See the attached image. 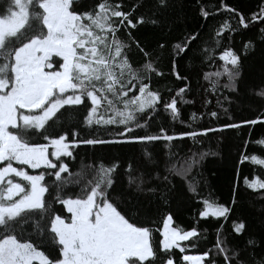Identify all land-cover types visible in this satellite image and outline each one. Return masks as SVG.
<instances>
[{"label": "snow or ice", "instance_id": "snow-or-ice-1", "mask_svg": "<svg viewBox=\"0 0 264 264\" xmlns=\"http://www.w3.org/2000/svg\"><path fill=\"white\" fill-rule=\"evenodd\" d=\"M169 7L170 0L130 4L125 0H0V264H175L174 250L184 253L188 246L197 247L198 230L173 227L168 209L181 196L197 192L196 187L187 186L192 167L218 153L201 152L198 158L193 153L178 166L172 142L187 137L199 143L197 138L208 133L264 125V111L253 119L201 131L177 134L160 126L148 132L161 107L175 122L181 115L178 104L195 103L184 98L191 91L187 84L167 89L175 92L167 100L153 87L154 77H164L159 67L164 51L170 49L169 71L181 82L188 76L177 70L176 58H187L193 65L216 60L215 49L201 48L199 31L175 43L156 41L159 53L148 50L137 33L146 26L161 25ZM221 9L233 14L237 26L224 20L215 30L216 37L228 38L226 33L259 25V40L264 44V0L248 17L223 0L216 11ZM199 14L207 20L212 12L201 5ZM215 45L223 48L218 56L222 63L203 78L209 82L208 91L220 93L217 105L227 113L224 104L231 105L232 95L239 98L241 94L243 59L219 39ZM242 49L254 50V40H246ZM134 56L142 62L134 63ZM224 90L230 95H224ZM249 93L264 107V86ZM210 103L203 100L205 107ZM81 108L86 110L81 123L93 130L91 138L80 139L73 126L69 140L64 123ZM208 115L219 118L217 111ZM190 118L195 121L196 113ZM251 143L264 146V139ZM80 144L126 148L133 153L138 163L127 164L126 187L121 191L115 187L118 160L88 165L90 179L83 170L70 172L63 158H74L71 149ZM161 144L169 151L158 152ZM245 161L264 166V158L256 154L242 153L240 163ZM25 166L40 171L30 174ZM244 185L253 192L264 190V179L245 177ZM74 187L79 192L70 195ZM236 192L234 188L232 205ZM202 204L201 218L227 220L233 211L214 200L203 199ZM153 209L162 221V228L155 229L162 236L158 245L153 243L154 229L146 226L157 223ZM232 223L238 242L217 229L212 247L198 255H182L183 264H264V238L258 245L247 235L242 220Z\"/></svg>", "mask_w": 264, "mask_h": 264}, {"label": "trees", "instance_id": "trees-1", "mask_svg": "<svg viewBox=\"0 0 264 264\" xmlns=\"http://www.w3.org/2000/svg\"><path fill=\"white\" fill-rule=\"evenodd\" d=\"M136 0H125V3H135ZM221 0H170L169 9L163 14V23L159 26H146L141 29L137 35L141 38L143 43L148 47V50H155L156 41L175 43L179 41L185 34L199 31L201 33V48L215 49L214 55L216 60L209 63L204 60L201 64L199 61L193 65L187 58L177 59V70L182 75H187L186 81L176 80L170 74V49L165 50L160 57L159 67L164 72V77H154L152 85L159 88L164 99L167 100L175 92H168L167 89L173 90L183 87L187 84L191 89L185 95L186 100H195L194 104H178L180 108V120L173 122L163 108L159 109V116L156 117L155 122L148 129V132L158 131L160 126L168 129L169 133H180L183 131L196 130L201 131L204 128H217L224 123L236 122L239 123L244 119H253L264 111L259 98L250 95V89H258L264 86V44L259 40V25L251 28L250 30H240L239 32L226 33L225 37H216L215 30L219 27L224 20H229L234 27L237 26L236 20L231 19V13L221 9L216 11L220 6ZM223 3L229 7L235 8L248 17L252 12L257 10V5L260 0H223ZM201 5L206 6L207 10L212 12V15L204 20L199 14ZM147 11V8L144 9ZM123 36V33H121ZM249 38L255 42V49L245 53L242 49V44ZM219 39L223 46H231L237 50L243 59L242 64V81H241V94L239 98L232 95L233 103L231 105L225 103L224 107L228 108V112L224 113L217 105V99L221 98L220 93L212 94L208 89L210 88L209 82L203 78L205 72H214L218 69V65L222 62L218 60L222 47H216L215 40ZM141 61L140 56H134L133 62ZM224 95H230L224 90ZM211 101L207 107L203 104L204 99ZM179 99V98H178ZM79 107V106H77ZM217 111L219 113L218 119L211 118L208 113ZM192 113H196L197 119L191 120ZM203 114V115H201ZM86 115V110L81 108L80 113L75 114L70 121L64 123V128L69 132L68 139L71 140V131L73 126L75 130L80 133L79 138H91L89 132L92 129H85L82 125L83 116ZM229 117L232 119L229 120ZM180 121H183L181 123ZM191 125V128H189ZM57 133H61V129L57 127ZM114 131V129H113ZM141 135L145 134L144 130H137ZM95 134V133H94ZM103 138H111L106 134H102ZM200 142L195 143L190 138L178 139L173 143L175 145L171 151L177 153L175 157L177 164L183 159L192 156L193 153L201 152H214V147L223 148L226 153L241 154H256L264 158V146H259L251 143L259 139H264V125L257 124L252 126H242L241 129L228 130L224 133H208L206 137H198ZM245 141H249L246 145ZM39 142H45L39 140ZM229 146V147H227ZM231 147V148H230ZM74 158H63L69 165V171L78 173L84 171L86 178H91L88 173L87 166H96L103 162L105 165H110L114 160H118L120 168L114 174L115 187L118 191L126 187L127 177L124 175L125 168L128 163H132L135 167L138 160L133 159V153L128 149H118L116 147L107 146H88L80 144L78 147L71 149ZM158 152H167L161 144L157 149ZM234 151V152H233ZM241 154L238 159L237 169L226 168L222 172H216L209 166V161L213 155H207L195 164L189 173L188 187H196L195 194L188 193L181 196L170 205V210L173 214V227H178L183 230H191L196 228L201 234V238L196 241L197 247L193 248L188 246L184 253L178 249L175 252V264H183L182 255H198L203 251L212 247L215 243V236L217 229H220L221 235L226 236L230 241L238 242V238L232 233L233 221H243L247 226V235L252 236L260 244L261 238H264V199L261 194L264 190L253 192L247 189L244 185V178L249 180L253 178L264 179V166L253 165L250 161L240 163ZM223 155V154H222ZM221 155V156H222ZM138 157L139 153H135ZM52 158V157H51ZM53 159V158H52ZM30 174H37L40 169L32 170L25 166ZM46 179H49L46 177ZM179 183V181H177ZM236 188L235 205H232L233 189ZM79 192V188H70L69 194ZM203 199L214 200L217 203L225 204L233 208L229 215V219L223 218H201L199 212L203 207ZM59 210L60 205H55ZM163 211V210H162ZM152 219L157 223H148L146 226L152 227L153 243L158 245L162 239L159 231L155 229L162 228V221L159 214L155 213L153 209ZM223 225L222 228L220 226ZM189 242H181L182 245H188Z\"/></svg>", "mask_w": 264, "mask_h": 264}, {"label": "rangeland", "instance_id": "rangeland-1", "mask_svg": "<svg viewBox=\"0 0 264 264\" xmlns=\"http://www.w3.org/2000/svg\"><path fill=\"white\" fill-rule=\"evenodd\" d=\"M227 147H229V146H227ZM214 152L218 153V155H213L211 160L209 161V166L214 171L222 172V171H224V169L229 168V167L237 169L238 159H239L240 154H241L240 152L229 154V152L226 153L225 151H223V148L219 149V147H217V145H215V147H214ZM50 159H52V158L50 157ZM16 179H18V178H16Z\"/></svg>", "mask_w": 264, "mask_h": 264}]
</instances>
